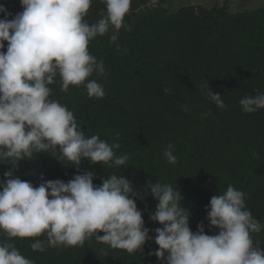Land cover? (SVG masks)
Segmentation results:
<instances>
[{
  "label": "trees",
  "instance_id": "1",
  "mask_svg": "<svg viewBox=\"0 0 264 264\" xmlns=\"http://www.w3.org/2000/svg\"><path fill=\"white\" fill-rule=\"evenodd\" d=\"M0 4L13 15L22 11L19 0ZM145 4L146 0H132L124 17L130 30L122 27L115 42L110 40L112 29L89 42L90 54L103 61L107 73L89 78L103 86L102 98H90L83 86H70L66 93L58 82L49 86L50 99L73 111L86 136L118 143L114 151L127 154V163L117 168L83 160L70 166L51 153H40L20 161L14 175L34 186L47 180L67 182L85 172L94 173L95 185L102 177L123 175L137 191L147 182L171 183L190 212L191 230L202 223L208 235L218 229L209 228L207 205L232 185L245 193L246 208L264 225V109L244 113L239 104L246 95L264 93V2L236 12L226 2L176 10L167 6L168 0H157L153 7ZM104 9L102 0H92L85 19L97 21ZM207 83L222 95L227 108L220 109L207 98ZM185 103L189 113L181 109ZM205 112L211 115L202 118ZM169 144L178 157L175 165L163 157ZM8 170L9 165L0 164V180ZM142 196L136 200L137 208L154 237V230L161 227L149 219L156 201ZM37 239L45 241V251L32 250ZM252 239L264 250V229ZM4 241L34 264H162L148 255L158 247L151 240L135 254L111 249L94 236L83 245L58 248L47 247L44 235L8 240L0 233V242Z\"/></svg>",
  "mask_w": 264,
  "mask_h": 264
},
{
  "label": "clouds",
  "instance_id": "2",
  "mask_svg": "<svg viewBox=\"0 0 264 264\" xmlns=\"http://www.w3.org/2000/svg\"><path fill=\"white\" fill-rule=\"evenodd\" d=\"M100 18L89 23L85 17L92 0H19L22 11L13 15L0 4V164L9 170L0 180V233L8 240L44 235L47 247H74L88 238L111 249L130 254L142 251L147 241L157 245L149 256L162 264H264V250L254 244L253 233L264 229L245 206V193L228 185L226 191L211 197L206 219L214 235L205 234L203 224L193 232L190 212L183 207L180 191L171 183L147 182L134 190L130 180L112 174L93 183L94 173L76 174L67 182L43 181L34 186L14 175L18 163L32 160L34 154L51 153L58 161L79 166L83 160L110 167L124 166L127 154L116 155L118 143L109 144L98 135L86 136L73 111L50 99L55 83L60 91L83 86L87 95L102 98L103 86L93 73L106 76L103 61L90 54L89 42L110 29L118 38L129 14L132 0H102ZM157 0H146L153 7ZM12 17L9 19V17ZM6 42V50H5ZM58 78V80H57ZM207 98L218 108L227 105L222 95L208 86ZM166 92L170 90L165 89ZM244 113L264 109V93L239 100ZM185 113L189 104L181 105ZM202 113V118L210 116ZM175 165L173 145L163 152ZM150 195L156 201L149 219L158 223L149 236L137 199ZM100 233H103L102 235ZM34 251H45V241L31 244ZM0 264H34L10 242H0Z\"/></svg>",
  "mask_w": 264,
  "mask_h": 264
},
{
  "label": "rangeland",
  "instance_id": "3",
  "mask_svg": "<svg viewBox=\"0 0 264 264\" xmlns=\"http://www.w3.org/2000/svg\"><path fill=\"white\" fill-rule=\"evenodd\" d=\"M228 3L230 10L236 12L238 10H243L246 8H257L262 6L264 0H168L167 6L171 10H176L181 6H203L206 8H211L214 5H222L223 3Z\"/></svg>",
  "mask_w": 264,
  "mask_h": 264
}]
</instances>
